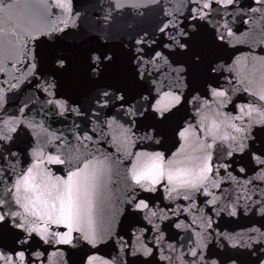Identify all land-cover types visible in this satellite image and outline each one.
<instances>
[{"label":"snow or ice","instance_id":"obj_1","mask_svg":"<svg viewBox=\"0 0 264 264\" xmlns=\"http://www.w3.org/2000/svg\"><path fill=\"white\" fill-rule=\"evenodd\" d=\"M0 264H264V0H0Z\"/></svg>","mask_w":264,"mask_h":264},{"label":"water","instance_id":"obj_2","mask_svg":"<svg viewBox=\"0 0 264 264\" xmlns=\"http://www.w3.org/2000/svg\"><path fill=\"white\" fill-rule=\"evenodd\" d=\"M23 2V0H22ZM31 2H38V0H31ZM104 0H91V4L96 7L99 4H102ZM154 19L153 14H149L143 21L136 19L132 16H125L123 19H121L117 25L114 27L113 32L114 35L109 40V43H111L113 46L119 47L120 40L125 38L127 35L131 34L135 29H137L140 26H147L149 22H151ZM82 33L80 32H70L66 37L65 40L68 43L76 44L80 42ZM89 40L91 42H95V40L98 38L94 36L91 32L88 33ZM237 48L239 49V52H247L248 48L246 45H237ZM237 52L236 54H239ZM59 126V125H56ZM227 227L229 230H235L239 231L242 228L248 226V218L241 216L239 218H226Z\"/></svg>","mask_w":264,"mask_h":264}]
</instances>
